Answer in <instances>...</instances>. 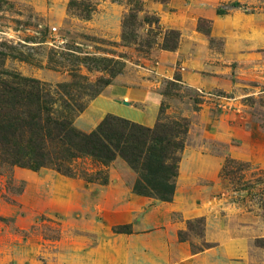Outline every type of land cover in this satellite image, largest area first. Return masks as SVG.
I'll return each instance as SVG.
<instances>
[{"label": "rangeland", "instance_id": "obj_1", "mask_svg": "<svg viewBox=\"0 0 264 264\" xmlns=\"http://www.w3.org/2000/svg\"><path fill=\"white\" fill-rule=\"evenodd\" d=\"M69 1L0 0V70L82 91L83 77L101 75L84 58L118 61L112 85L157 90L156 122L187 124L175 194L171 202L133 195L135 173L120 159L106 168L105 186L0 168V264H264L256 243L264 240V43L251 42L264 35V0H144L163 31L180 35L175 51L148 52L121 41L123 2L89 0L86 20ZM233 2L242 7L216 15ZM93 100L74 121L86 132L90 118L97 126L112 114L95 113ZM227 159L248 165L240 175L252 190L230 188ZM73 168L95 169L87 159Z\"/></svg>", "mask_w": 264, "mask_h": 264}, {"label": "trees", "instance_id": "obj_2", "mask_svg": "<svg viewBox=\"0 0 264 264\" xmlns=\"http://www.w3.org/2000/svg\"><path fill=\"white\" fill-rule=\"evenodd\" d=\"M112 1L123 2L127 6L121 22L123 44L135 45L137 51L143 48L147 52L154 45L165 51L177 49L179 33L175 30L163 31L156 14L145 10L144 0ZM154 1L164 4L167 0ZM227 6L219 7L216 14L222 16L229 8L242 7L238 2ZM68 8L86 20L94 11L89 0H70ZM139 28L145 30L143 36L138 34ZM197 28L209 36L200 24ZM83 63L89 70L101 75L93 82L83 77L87 87H80L82 91L73 89L70 83L52 88L38 79L0 70V168L17 167L34 172L51 169L70 179L105 186L108 183L106 168L120 159L135 173L131 186L133 195L171 202L176 190L178 163L184 149L181 135L187 132L185 120L171 123L158 121L147 127L107 114L93 130L86 132L78 129L74 125L75 119L85 110L88 102L112 85L119 71L116 68L119 62L111 59L86 57ZM83 159L89 160L95 169H82L78 173L73 165ZM247 168L246 163L233 159L225 160L221 168L222 178L235 193L253 189L240 175ZM259 205L264 210V199ZM193 222H187L189 229ZM195 222L201 223V220ZM178 238L186 241L185 232H179ZM256 243L264 246V240H257Z\"/></svg>", "mask_w": 264, "mask_h": 264}, {"label": "crops", "instance_id": "obj_3", "mask_svg": "<svg viewBox=\"0 0 264 264\" xmlns=\"http://www.w3.org/2000/svg\"><path fill=\"white\" fill-rule=\"evenodd\" d=\"M251 42L256 46L264 43V35H256ZM163 57L165 59L169 57L171 60H175L177 58L174 55L168 56V54H164ZM161 65L162 63L159 64V66ZM136 89L137 90H132L114 84L109 85L103 90L100 96L93 100L94 102L92 107H95V113L96 111H104L128 119L135 123L152 127L156 122L157 117L155 112H159V107L162 102V95L155 89ZM157 96L160 97L159 100L157 99ZM96 122V118H90L89 122L86 124L91 128L90 131L94 129Z\"/></svg>", "mask_w": 264, "mask_h": 264}, {"label": "water", "instance_id": "obj_4", "mask_svg": "<svg viewBox=\"0 0 264 264\" xmlns=\"http://www.w3.org/2000/svg\"><path fill=\"white\" fill-rule=\"evenodd\" d=\"M124 103H126V102H124Z\"/></svg>", "mask_w": 264, "mask_h": 264}]
</instances>
